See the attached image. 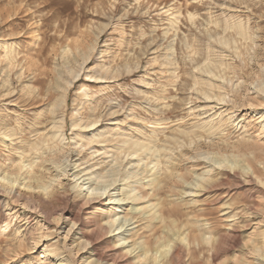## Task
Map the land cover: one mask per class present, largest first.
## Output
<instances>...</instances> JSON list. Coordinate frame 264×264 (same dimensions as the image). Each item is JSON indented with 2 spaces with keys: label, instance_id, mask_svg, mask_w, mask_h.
<instances>
[{
  "label": "rangeland",
  "instance_id": "1",
  "mask_svg": "<svg viewBox=\"0 0 264 264\" xmlns=\"http://www.w3.org/2000/svg\"><path fill=\"white\" fill-rule=\"evenodd\" d=\"M258 114L264 117V0H0V264H113L114 240L125 241L124 251L139 247L133 257L143 239L154 245L163 235L162 227L149 231L156 219L127 239L161 203L180 208L167 221L183 226L181 237L188 226L201 235L206 209L210 225L226 232L233 209L240 238L216 263L260 264ZM127 140L145 143L144 152L126 151ZM175 158L183 177L156 191L151 174ZM41 162V182L50 187L28 188ZM203 175L222 185L201 190L195 183L206 182ZM122 192L137 198L122 200ZM132 207L141 208L133 222L148 220L120 228ZM100 224L113 228L89 240ZM183 243L187 251L174 264L204 261L200 251L191 255L198 241Z\"/></svg>",
  "mask_w": 264,
  "mask_h": 264
},
{
  "label": "bare ground",
  "instance_id": "2",
  "mask_svg": "<svg viewBox=\"0 0 264 264\" xmlns=\"http://www.w3.org/2000/svg\"><path fill=\"white\" fill-rule=\"evenodd\" d=\"M203 91L205 92V89ZM255 117L259 120V122H263L264 121L263 114H261V115L258 114ZM191 142H192V140H191ZM38 144H39L38 142L36 144H33L31 148H37ZM126 145H127L126 151H130L131 150V152H134V153H137V152L140 153L145 148V146H146L145 143H142V142H140L138 140H134V141H131V142L128 141L126 143ZM148 147H149L148 150L150 149L152 151V149H153L152 146H149L148 145ZM142 152H144V151H142ZM184 154H187V150H186V153L185 152H182L179 155V158L182 157ZM179 158H175V160H173V162L170 163V165H167L166 170L163 168L165 170V172L163 174H161V175H156L157 173L154 172V171H153L154 173H152V174L151 173H148V174H151V176L153 177L150 180V184L149 185L153 186V188L156 191L161 192L165 188V185H169L172 182H177L175 179L178 180L179 177H183V176H181V175H179L177 173V169H178V166H179V163H180L179 162V160H180ZM43 163L41 162V164L36 165V166H39V168H34V169L30 170L31 171L30 173L28 172L29 173L28 178L30 179L31 183L30 184H27L26 183L25 186H27L28 188H32L34 186V184H32V182H34V183H37L35 187H38V188H42L43 187L44 190H48L49 189L50 184H47V183L43 184L41 182V180H42V170H43V167H45V163L44 164ZM18 165H20V164H18ZM155 167H156V165H155ZM18 168L20 169V167H18ZM41 168H42V170H41ZM250 169H251V167H250ZM256 172L257 171H254L253 174L255 175ZM120 173H121V171H120ZM159 173H161V171ZM250 173L251 172H249V177L251 178ZM136 174H137L136 176H138V172ZM258 175H257V177H258ZM203 176L204 177L202 179H205L206 182L198 181L197 183H195V186L196 187H200L201 190H205L206 191V190H208L211 187H214L216 190H218L219 186L222 185L221 184V181H218L214 177L212 179H206L205 175H203ZM2 178L7 179L8 176H3ZM248 181L250 183H254L255 182V180L253 178H251V180H248ZM172 184H174V183H172ZM188 185H190V184H188ZM195 186H193V187H195ZM256 186L258 187V189L260 191H263V188H261L258 184H256ZM172 187H173V185H172ZM190 190L192 192V189L191 188H190ZM122 194L124 195V197L121 198L122 200L125 199V196H128V199H130L132 201H135L136 198H137L136 195H134V196L127 195L125 192H122ZM158 194H160V193H158ZM55 195L56 194L52 193V197L53 196L55 197ZM28 199L29 200H32L30 198V196L28 197ZM152 202L154 203V201H152ZM172 204H173V200H172ZM159 205H160V203H159ZM161 205H162V207L160 209L157 207L158 208V211H156V213H154L153 215H151V217H150L149 220L147 219V217H145L144 215H142L141 217L137 218L134 222H133V220L135 219V217H134L133 214H136V213L138 214L137 210H139L141 208L139 207V209H138V208L132 207L131 209H129V212L126 213L125 221L124 222L122 221L121 224H120L121 225L120 228H123L127 223H129L128 225H131V224H134L135 225L136 223L142 222L145 219H147L148 221L147 222H144L142 224L140 223L141 225H138L137 226V227H140V228H138L135 233H132L129 237H127V239L128 238H133V237L137 236L141 230H143L145 228H148L153 223V220H156V219L158 221L153 225L154 227L151 230H149V231H150V233L152 232L155 235V234H157L160 231V229H161L160 227H162V233H163V235L158 236L159 235L158 234L157 235L158 237L156 236L157 238H154V239H156V241H154L155 242L154 243L155 246L153 245V240L151 238H147L146 237V239H143L145 241L142 244L143 245L142 248H140V250L138 251V253H136L133 257H131V254L134 253L135 251H137L136 249H138L139 247L135 248L134 251H132L133 250L132 248H129L128 250H125L124 251V247H120V246H122L123 244H125V241L124 242L122 241L123 243L121 244L120 243V240L119 241H117V240L115 241L114 240V244H113L112 249H111V254L109 255V259L112 261L113 264H160L161 261H163V264H174L176 262L181 261L183 259V257H184L183 255L187 251V248H186V246L183 243V242H185L186 238H188L190 241L193 240V242L198 241L199 248L197 249L195 247L191 251V255L192 256H195V253L197 251H200L203 254L204 261L203 262L199 261L198 264H217L216 263V260L218 259L219 255L222 252L227 251L228 248H230L240 238L239 236H240V231H241L242 226H239V225L237 226V225H234L233 223H231V222H234L236 220V217L239 215L237 212L234 213V211H232L233 210L232 209L233 208V204H230L229 205V208L232 209L231 212L225 215L226 218H228V219L229 218H233V220L228 224V226L226 228V232H223L217 223H215V225H210V221H211V219H213L210 216L213 215V212H211L208 209H206V210H203L200 213V215L204 218V219L201 220V221H203V228H200L201 235L198 236V235L193 234V230L190 229V227L188 226L186 230H189V231L187 232V235L185 237H181V235L184 233L182 231V229H183L182 227L183 226H181V224L178 223L177 220H172L170 222L167 221L168 218H171V217H174V216L175 217L181 216L180 215L181 214L180 213V211H181L180 208H178L176 206H166L165 203H163V204L161 203ZM151 206L153 207V205H151ZM156 206L157 205H155V207ZM240 206H242L244 208V210L246 211L245 212V216H247V218H249V219H252L251 217L254 214L251 211L252 210V206L248 202H242ZM240 206H238V208ZM220 212H222V211H220ZM129 214L132 215V216L129 217L128 216ZM143 214H145V212ZM221 217H224V216H221ZM247 218L244 221L243 227L247 226L249 224V222L251 221V220H249ZM161 221L165 223V224H163V226H159L160 225L159 223ZM234 223H236V221ZM184 226H186V224ZM112 228H113L112 225L107 226V225H104V224H100L98 226H95V228H93L91 230L93 234H87V237H88L89 240L95 241L96 240V239H94V235L95 234H98V235L102 236L104 233H106V232L108 233L109 231H111ZM125 231H126V229H125ZM146 232L148 233V231H146ZM146 232H145V234H146ZM135 241H136V239H135ZM258 250L259 251H262L263 256H264V247H261L260 246V247H258ZM150 253L152 254L151 257L149 256ZM105 255H107V254H101V255H99L98 256V260H101L102 258H104ZM236 257L237 256H234L232 258L235 261V263H236V261H238V260H236L237 259ZM245 260L243 259L241 261V264H250L251 263V262H247ZM238 262H240V261H238ZM260 264H264V260H260Z\"/></svg>",
  "mask_w": 264,
  "mask_h": 264
}]
</instances>
